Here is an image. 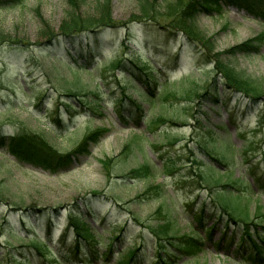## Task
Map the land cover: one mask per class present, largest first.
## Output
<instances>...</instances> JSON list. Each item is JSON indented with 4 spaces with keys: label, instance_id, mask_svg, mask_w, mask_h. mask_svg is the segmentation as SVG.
<instances>
[{
    "label": "rangeland",
    "instance_id": "obj_1",
    "mask_svg": "<svg viewBox=\"0 0 264 264\" xmlns=\"http://www.w3.org/2000/svg\"><path fill=\"white\" fill-rule=\"evenodd\" d=\"M166 1L79 0L78 6L71 10L74 15L71 19L96 24L108 16L118 27L97 31L103 46L94 52V57L85 58V62L81 58L77 64L67 57L65 43L56 40L49 44L48 37H41L68 21L67 0L0 2V33L16 42L0 45V137H3L0 141L27 129L67 152L88 130H107L90 148L88 156L58 173L18 162L8 146L0 143V261L2 258L21 260L25 253L34 264H44L22 246L4 255L9 251L6 246H17L26 243L27 238L39 236L55 249L65 230L67 212H71L87 216V225L95 235L100 233L105 243L110 241L111 234L126 226L121 238L114 242L112 261L129 248L138 247L142 264H152L156 247L147 229L149 225L162 222L167 215L179 234L191 235L194 233L192 212L203 202L208 203V210L210 206L215 208L211 204L212 196L200 186L197 176L204 171L209 174L205 164L215 166L209 156L196 148L195 142L205 139L226 167L222 183L230 186L225 190L244 195L239 199V212L247 211L252 222L261 226L258 232H264V190H257L264 184V131L257 117L262 103L249 106L237 94L231 96L229 110L206 100L196 101L206 83L216 76L214 66L206 61L209 57L196 54V47L184 34L164 27L169 24L163 17ZM146 5L149 12L140 13ZM147 19L158 24L144 22ZM195 26L196 37L212 43L214 56L248 41L256 43L264 35V25L244 11L221 3L212 5L210 14L197 17ZM86 42L92 43L93 39L83 33L76 37L73 46L80 48ZM139 57L150 58L159 72L137 80L130 71L136 70L131 62ZM222 57L264 88V44L258 53ZM100 60L118 66L114 70H102ZM198 62L200 66L196 68ZM78 65L90 72L79 69ZM185 76L194 83L184 98L153 100L144 94L151 84L158 90L165 79L179 80ZM76 88L80 96H72ZM86 92L89 95L83 94ZM98 99L100 106L89 112ZM128 100L141 109L142 118H138L137 126L130 118L134 105ZM118 110L125 116L123 119ZM230 113L233 122L228 119ZM161 117L168 122L161 124ZM153 120L157 123L148 126ZM126 145H130L129 151L125 150ZM164 155L174 158V170L165 171L163 160L168 161L169 157ZM142 164L150 166L149 176L123 178L130 174V169ZM215 167L222 171L224 166ZM249 184H253L252 189ZM93 193L101 196L94 198ZM28 207L29 211L24 213L22 210ZM42 208L52 213L48 226L36 211ZM258 208L261 215L256 217ZM206 218L207 226L211 225L213 216L206 214ZM224 222L225 218L217 221L211 240L204 239V228L195 227L197 237L206 242L204 250L194 257L181 258L176 264H242L246 256L235 254L241 226L232 224L224 230L227 237L235 232L229 244L230 239L221 235ZM113 224L117 228L110 231ZM47 229L53 233L51 241L46 240ZM15 234L24 239L16 238ZM72 240L70 230L67 243ZM222 240L225 244L217 247ZM103 261L108 263V259Z\"/></svg>",
    "mask_w": 264,
    "mask_h": 264
},
{
    "label": "trees",
    "instance_id": "obj_2",
    "mask_svg": "<svg viewBox=\"0 0 264 264\" xmlns=\"http://www.w3.org/2000/svg\"><path fill=\"white\" fill-rule=\"evenodd\" d=\"M2 1L16 2L20 0H0V2ZM99 1L103 2L104 0ZM67 2L70 6V11H66L65 15L68 21H71H66V23L62 22L58 30L52 32L49 31V33L46 31L41 37H48L49 44L54 43L56 40L62 42L63 44L65 43L64 45L66 46L64 49L67 57L71 60V62L76 64L81 58H83L85 62V58L94 57V54H96L94 52H98L103 46L101 38L96 35L97 31H101L105 28L116 27L117 24L109 21L108 16H103L101 20L97 21L99 23L96 24H92L91 22L84 20L79 21L78 19H71L74 17L71 10H74V8L78 6L79 0H67ZM219 2H223L224 4L234 6L239 10H243L247 15L252 16V18L257 19L258 22L264 24V0H167L163 7L165 12L163 17L169 20V24L164 27L169 30L174 29L177 32L184 34L186 36V40L196 47V54L200 56L204 55L205 58L209 57L206 61L212 63L214 66L213 68L216 76L213 80L206 83L204 91L196 97V101L201 103L206 100L207 102L213 103L214 105H221L226 110H229L231 108L229 106L231 96L237 94L244 98L250 105L256 106L262 103V109L259 111L257 117L259 126H261L262 130H264V88H261L249 77L238 72L225 58L222 57L223 55L236 56L237 54H248L250 52L258 53L261 46L264 44V35L259 37V39H257L258 42L256 43H254V41H248L245 44H239L231 47L220 54L216 53L215 56L212 53V43L200 41V39H198L195 35L194 30L196 28V18L201 13L209 12L211 10V6L216 5ZM148 12L149 9L147 5L141 7L140 13ZM149 21L158 24L157 21H152L151 19H147L144 22ZM82 33H88V37H92L93 42H86L80 46V48H77L75 45L73 46L74 39L75 37H81L80 34ZM6 37L7 35L0 33V45L16 43L13 39ZM71 50L74 51L72 52ZM143 60L144 61H142V58L139 57L136 60L133 59V62H131V67H134L136 70L130 72H132L137 80H140L142 77L146 78V76L153 77L151 73L158 72L150 58L146 57ZM101 63L103 70L114 69V65L111 63L102 61ZM123 64L125 63L123 62ZM196 66L199 68L200 63L198 62ZM69 68L71 67L69 66ZM132 68H130V70H132ZM84 69L86 70V68ZM193 83V79L185 78L183 81L178 83H168L165 87H162L158 93L154 87L151 86L148 90L150 94L149 96L150 98H159L160 100L165 101L173 98H184L188 92V87H190V85L192 86ZM78 91L79 89H74V91H72V96H80V93L77 94ZM89 93L90 92H86L83 94L89 95ZM99 100L100 99L95 102V106H92V110L100 106L98 103ZM129 102L133 104L137 110L138 119L140 116L139 114H141L140 107L135 105L134 102L130 100ZM118 114L122 119L125 117L121 110H118ZM228 117L229 121L233 122L232 113H230ZM160 120H162L160 123L168 122L162 117ZM134 122L137 124L138 120H135ZM150 123H157V121L153 120ZM106 131L103 129L88 130L75 144L74 148L66 153L59 151L49 142L48 139H45L43 135L27 129H22L13 135L7 136V139L4 138L3 141H0V143L8 146L10 153L17 159V161L40 166L53 173L67 170L74 162H78L82 156L87 155L89 153L90 146L97 143ZM195 143L196 148L209 156L213 164L225 166L221 158L212 153L213 147L206 139L200 141L197 140ZM129 146L130 145L125 146L126 151H129ZM190 149L191 148H188V150ZM163 157H169L168 161L163 160V168L165 171L170 172L174 170V158L168 155H164ZM105 167L106 169L109 168L107 163H105ZM205 167L207 171H209V174L207 175L204 171L199 174L197 173V176L201 182L200 186L207 189L213 196L212 200L216 207L213 212L209 213L214 214L216 218H222V216H225L227 218L225 223L226 227L230 222L244 226L245 229L242 231L240 241L242 247L246 245L249 247V250L245 249L249 252L244 251V248H241L243 249L242 252L239 248L237 253L241 255L243 253L247 254L248 260L252 263L264 264V259L261 255L264 254V239L257 230L253 231L252 234L247 231L249 226L256 227V225L250 223L252 220L246 209L243 208L246 211L244 214L239 212V199L244 196H239L237 194L233 195V193L225 190L226 187L230 186L228 183H222V178L224 174H226L225 167H223L222 171L212 164H205ZM128 173L130 174H127L128 176L123 178H144L146 177V174L148 176L151 174V168L148 164H142L136 168L130 169ZM236 182H238V180H236ZM92 196L95 198L100 197L101 195L99 193H93ZM237 201L238 203H235ZM246 201L247 200L244 202ZM29 208L30 207L25 208L22 211L27 213ZM18 210H21V208ZM205 210L206 203H202L199 209L192 212V218L193 220H196L195 223L198 227L205 226ZM218 210L220 211L219 214L217 213ZM36 211L43 218L44 222L47 223L52 213L49 212L48 209L44 208ZM260 215L261 213L258 208L256 216ZM163 217L165 219H163L162 222H158L153 226L149 225L147 228L151 238L155 241L156 249L154 250L155 260L153 264H176V262L182 257L195 256L203 249L204 243L201 239L199 240L197 238H193L191 235L186 233L179 234L174 228L172 218L167 215ZM66 228L71 229L73 233V240L69 243L66 242V234H64L59 242V245L55 247V249H52L45 240L39 236H33L27 238L26 243H22L17 246L7 245L6 248L9 251H6L4 255H9L11 253L10 251H18V247L20 246L21 248L22 246L28 249L29 254L32 252L40 260H42L44 264H104V261H101L103 259H108L110 262L114 251V245L112 243L107 244L101 242L99 237H95L92 233V229L88 227L86 223V217L67 212ZM213 230L214 225H210L206 230L208 237H210ZM14 236L20 239L23 238L17 234ZM120 236L119 232V235L114 236L113 240L115 241L119 239ZM137 250L138 249L128 250L126 253H123L119 259L110 264H141L136 259ZM0 262L3 264H34V261L31 258L26 257L25 253L21 260L2 258ZM243 264H246V261H244Z\"/></svg>",
    "mask_w": 264,
    "mask_h": 264
}]
</instances>
